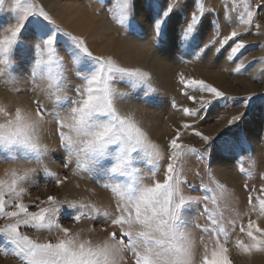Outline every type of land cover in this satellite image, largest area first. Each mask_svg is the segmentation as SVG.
Instances as JSON below:
<instances>
[{
	"label": "rangeland",
	"instance_id": "rangeland-1",
	"mask_svg": "<svg viewBox=\"0 0 264 264\" xmlns=\"http://www.w3.org/2000/svg\"><path fill=\"white\" fill-rule=\"evenodd\" d=\"M49 1L47 5L42 0H27V3L43 7L60 29L84 39L94 55L111 59L120 67L148 74L145 82L138 83L136 87L128 80H118L113 85L127 96L119 105L120 110L124 114H132L148 133L149 139L160 148V170L154 179L147 178L152 168L148 157L136 162L141 174L146 177L144 183L151 185L155 181L163 182L167 145L179 129L180 142L203 153V159L199 155L188 154L178 162V170H183L180 179L188 185L185 193L214 196L215 202L210 199L208 207L225 220H236L237 227L229 244L232 264H251L256 257H262L257 264H264V252L254 250L245 253L235 245L236 240L250 242L246 233L239 231V226H246L249 218L264 227V218L257 219L255 214L249 213L247 203L249 196L254 201L257 197L264 198V191H261L264 188V47H261L264 45V7H258L264 4V0H197V4L203 5L206 16L211 10V16L205 17L186 41L182 39V25L188 13L195 10L193 0H181L182 7L165 18L158 38L152 26L163 15L167 0H129L132 11L126 14L123 24L119 23L117 0ZM25 2L20 0L21 4ZM222 7L225 9L223 13L220 12ZM246 11L258 13L252 25L240 21V16ZM15 15L16 0H4L3 5H0V35H3V28L15 22ZM244 18H247L246 15ZM256 24L260 25L259 29L255 27ZM233 30L241 33L237 39L242 38L246 44L235 57L230 54L232 41L223 46L219 43ZM54 33L64 62L60 68H53V74L62 72L69 85L83 82L76 75L79 66L67 51L72 47L69 38L55 32L53 26L42 17H29L12 54L11 65L6 69L0 65V107L8 113L14 115L17 108L34 113L37 99L49 111L52 110V102L46 99L40 89L34 88L31 73L34 42ZM241 60L245 66L237 73L234 69ZM81 67L92 70L93 65L91 61H82ZM47 76L45 71V80ZM181 76L204 80L234 99L214 100L206 110H201L202 118L194 121L184 115L183 108L199 109V98L207 100L212 99V96L186 88L180 83ZM37 83H40L41 88L46 87L45 82L38 80ZM146 90L147 96L144 95ZM68 94L75 95L71 90ZM189 96L196 97V100L189 99ZM246 97L251 99L245 101ZM234 116L241 118L229 124ZM4 120L5 116L0 113V123ZM185 123L193 127L184 129L182 125ZM195 131L209 136L211 140L206 144L194 134ZM40 141L49 148L43 165L27 163L24 159L12 162L7 153L0 151V180L8 181L12 169H37L31 182L25 185L23 200L30 205V211L37 210L31 207L33 201L37 198L46 200L49 195L56 196L58 200L92 203L101 210L95 214V219L74 223L70 220L71 210H65L60 222L94 242L108 239L111 232H119V228L111 225L110 220H106L103 215L104 212L115 214L113 193L102 187L107 182L105 178L92 175L83 168L77 169L75 159L69 167H64L66 154L60 147L54 121L44 125ZM205 148L207 152H204ZM44 166L60 178L67 177L65 183L57 186L55 177L46 174ZM201 182L214 191L204 192L199 187ZM203 207V204H199L186 210V229L195 240L200 239L197 225L203 226L205 223V219L199 215ZM7 222L0 219V226ZM22 231L39 241L54 240L62 235L28 229ZM13 247L0 234V264H19L18 258L3 253L4 249L11 250ZM211 248L212 244L209 243V256ZM130 255L123 253L121 264H134L129 259ZM203 256L204 248L200 246L196 252L197 264H202Z\"/></svg>",
	"mask_w": 264,
	"mask_h": 264
},
{
	"label": "snow or ice",
	"instance_id": "snow-or-ice-1",
	"mask_svg": "<svg viewBox=\"0 0 264 264\" xmlns=\"http://www.w3.org/2000/svg\"><path fill=\"white\" fill-rule=\"evenodd\" d=\"M3 3L4 0H0V5ZM117 4L119 23L123 24L126 14L132 11V3L129 0H117ZM193 4L195 10L188 13L182 25V39L185 41L205 17L211 16V10L206 16L203 5L197 4V0H193ZM180 7L181 0H167L163 15L152 26L157 38L165 18ZM258 7H264V4ZM224 11L222 7L220 12ZM244 15L240 16V21L252 25L258 13L246 11ZM32 16L42 17L53 26L55 32L69 38L72 47L67 51L79 66L76 75L83 82L69 85L62 72L53 74V68H60L64 62L58 51L55 33L34 42L31 80L34 88L40 89L53 107L49 111L39 99L35 101L34 113L17 108L12 115L0 107V113L5 116L4 122L0 123V151L7 153L12 162L24 159L27 163L43 165L49 148L41 143L40 134L45 124L54 121L60 147L66 154L64 167H69L75 159L77 169L83 168L107 181L102 187L113 193L115 214L104 212L103 215L106 220H110L111 225L119 228V232H111L108 239L94 242L60 222L65 210H71L70 220L74 223L95 219V214L101 210L92 203L58 200L56 196L49 195L46 200L37 198L33 201L31 207L37 210L30 211V205L23 200L26 195L25 185L31 182L37 169H12L8 181L0 180V219L8 221L0 226V234L14 246L11 250L4 249L3 253L18 258L19 264H121L123 253L126 252L131 254L129 259L134 264H197L196 252L203 246L202 264H232L229 244L232 243L231 235L237 227L236 220H225L208 207L210 199L215 202L214 196H192L185 193L188 185L180 179L183 170H178V162L188 154H196L203 159V153L200 149L181 143L179 129L167 145L168 157L163 182L155 181L151 185L144 183L146 177L141 174L136 162L148 157L152 168L147 178L154 179L160 170V148L149 139L148 133L132 114H124L120 110L119 105L127 96L113 85L118 80H128L136 87L138 83L145 82L148 75L146 72L120 67L111 59L94 55L84 39L64 32L43 7H36L27 3V0L24 4L16 0L15 22L2 29L0 57L3 59H0V65L5 69L11 65V57L20 41L22 30ZM232 22L235 23V20ZM255 27L259 29L260 25L256 24ZM238 37H241V33L233 30L219 41L221 46L232 41V57L246 47L243 39ZM82 61H91L92 70L83 69ZM244 66L241 60L234 71L239 73ZM45 71L48 73L46 80ZM38 80L45 82L46 87L41 88ZM180 83L186 88L210 93L212 96V99L207 100L200 97L199 109L183 108L184 115L194 121L202 118L201 110H206L214 100L234 99L204 80L181 76ZM69 90L75 95H69ZM147 94L146 90L144 95ZM188 98L196 100L193 96ZM244 99L247 101L251 97ZM240 118L234 116L228 123L232 124ZM182 127L188 129L193 126L185 123ZM194 134L206 144L211 140L198 131ZM204 152H207V148ZM44 171L55 177L57 186L67 180V177L60 178L50 172L46 166ZM241 171L244 169L241 168ZM199 187L206 193L214 191L203 182ZM247 203L249 213L255 214L257 219L264 218V198L257 197L254 201L249 196ZM199 204L204 205L199 215L205 219V223L203 226L197 225L200 228V239L195 240L186 229V210ZM22 229L62 235L54 240L39 241L24 234ZM239 231L246 233L250 242L236 240L237 248L245 253L254 250L264 252V227H260L256 220L249 218L246 226H239ZM209 243L212 244L210 256Z\"/></svg>",
	"mask_w": 264,
	"mask_h": 264
},
{
	"label": "bare ground",
	"instance_id": "bare-ground-1",
	"mask_svg": "<svg viewBox=\"0 0 264 264\" xmlns=\"http://www.w3.org/2000/svg\"><path fill=\"white\" fill-rule=\"evenodd\" d=\"M46 5L47 4H49L50 3V1L49 0H42ZM51 5V4H50ZM120 49V48H119ZM118 50V49H117ZM119 51V50H118ZM199 76V75H198ZM196 78H198V77H196ZM243 81V80H242ZM260 258H262V257H256V259H253V261H252V263L251 264H257V261H259L258 259H260ZM4 264H6V263H4Z\"/></svg>",
	"mask_w": 264,
	"mask_h": 264
}]
</instances>
